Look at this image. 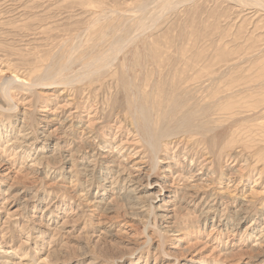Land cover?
Returning a JSON list of instances; mask_svg holds the SVG:
<instances>
[{
  "label": "rangeland",
  "instance_id": "obj_1",
  "mask_svg": "<svg viewBox=\"0 0 264 264\" xmlns=\"http://www.w3.org/2000/svg\"><path fill=\"white\" fill-rule=\"evenodd\" d=\"M0 264H264V0H0Z\"/></svg>",
  "mask_w": 264,
  "mask_h": 264
},
{
  "label": "bare ground",
  "instance_id": "obj_2",
  "mask_svg": "<svg viewBox=\"0 0 264 264\" xmlns=\"http://www.w3.org/2000/svg\"><path fill=\"white\" fill-rule=\"evenodd\" d=\"M139 38V37H138ZM9 91V90H8ZM174 100H177L178 101V99H177V95H175V98H174ZM177 101H172V103L171 104H173V105H175L176 104V102ZM192 101H190V103H191ZM172 108H175V106H172ZM191 109V108H190ZM173 113V112H172ZM144 120V119H143ZM147 121V120H146ZM145 121V122H146ZM144 122V121H143ZM148 126V125H147ZM203 126V125H202ZM159 132V131H158ZM193 133V132H192ZM160 134V133H159ZM191 134V133H190ZM225 135V133L224 132H221V133H217L215 136L218 138V137H223ZM138 136V135H137ZM193 136V135H192ZM199 136V135H198ZM169 139V138H173V140H175V139H178V137H176L175 135H173L172 133H170V134H164V136H162L161 138H160V140H164V139ZM202 138H203V136H202ZM154 140H155V138H154ZM156 141V140H155ZM163 142V141H162ZM211 143H212V141H211ZM164 144V143H163ZM186 144V143H185ZM171 145V144H170ZM151 149H152V151H153V154H154V156H155V158L157 159V152L159 151V148H160V146H161V141H157V142H153L151 145ZM169 146V145H168ZM159 153V152H158ZM156 161V160H155ZM193 161H195V159H193ZM215 203V202H214ZM211 207V206H210ZM169 211V210H168ZM167 211V212H168Z\"/></svg>",
  "mask_w": 264,
  "mask_h": 264
}]
</instances>
